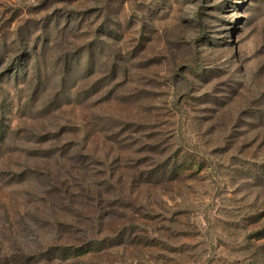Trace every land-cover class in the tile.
<instances>
[{
  "label": "rangeland",
  "instance_id": "374dc122",
  "mask_svg": "<svg viewBox=\"0 0 264 264\" xmlns=\"http://www.w3.org/2000/svg\"><path fill=\"white\" fill-rule=\"evenodd\" d=\"M262 230L264 0H0V264H264Z\"/></svg>",
  "mask_w": 264,
  "mask_h": 264
},
{
  "label": "trees",
  "instance_id": "16d2710c",
  "mask_svg": "<svg viewBox=\"0 0 264 264\" xmlns=\"http://www.w3.org/2000/svg\"><path fill=\"white\" fill-rule=\"evenodd\" d=\"M255 235L256 236H259V235L263 236L264 235V230L256 232V234H254V236ZM70 251L68 252L65 249H59L56 252H57L58 255L63 257V259H68V258H71V257H76V256L83 255V254L87 253L88 251H90V244L89 245H84V246H77V247L73 248V250H70Z\"/></svg>",
  "mask_w": 264,
  "mask_h": 264
}]
</instances>
